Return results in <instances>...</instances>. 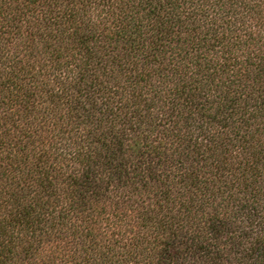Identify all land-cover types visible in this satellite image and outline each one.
<instances>
[{
  "label": "trees",
  "instance_id": "trees-1",
  "mask_svg": "<svg viewBox=\"0 0 264 264\" xmlns=\"http://www.w3.org/2000/svg\"><path fill=\"white\" fill-rule=\"evenodd\" d=\"M0 264H264V0H0Z\"/></svg>",
  "mask_w": 264,
  "mask_h": 264
}]
</instances>
